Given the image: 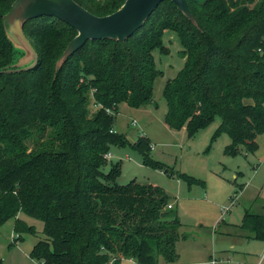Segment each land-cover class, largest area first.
<instances>
[{
	"label": "trees",
	"instance_id": "obj_1",
	"mask_svg": "<svg viewBox=\"0 0 264 264\" xmlns=\"http://www.w3.org/2000/svg\"><path fill=\"white\" fill-rule=\"evenodd\" d=\"M13 1L0 0V225L14 217V229L32 231L19 212L42 221L44 238L29 252L34 264L174 262L181 223L165 191L120 183L119 162L102 170L111 146H130L144 165L165 167L151 157L148 137L129 142L113 130L118 106L152 101L160 72L153 52L165 51L169 29L180 39L183 65L163 89L165 123L191 136L218 116L212 138L228 135L224 154L255 151L264 131V0H186L195 24L164 0L124 41L88 40L58 68L76 30L40 16L23 24L36 65L3 72L19 56L3 27ZM74 1L98 16L124 2ZM237 227L264 240V213L245 210Z\"/></svg>",
	"mask_w": 264,
	"mask_h": 264
},
{
	"label": "rangeland",
	"instance_id": "obj_2",
	"mask_svg": "<svg viewBox=\"0 0 264 264\" xmlns=\"http://www.w3.org/2000/svg\"><path fill=\"white\" fill-rule=\"evenodd\" d=\"M162 43L165 51L153 52L160 72L153 82L152 101L139 107L120 103L113 130L129 142L148 137L151 157L163 163L167 172L144 165L141 155L130 146H111L102 170L107 172L112 163L119 162L120 183L135 179L158 185L168 195L170 213L181 223L175 243L176 260L165 263L159 258L158 264H210L212 257L222 261L229 258L227 264H264V240L231 239L221 233L224 225L233 231L245 210L264 213V131L257 137L255 151L241 148L230 156L223 152L230 142L228 135L221 133L212 138L220 122L218 116L191 136L185 126L170 128L164 121L167 105L163 89L182 67L183 58L174 31L164 30ZM89 106L90 112L94 111L95 107ZM17 218L32 231L14 229V217L0 225V264H34L29 252L36 241L44 238L42 221L22 212ZM218 219L224 222L217 226ZM239 231L247 234L246 230ZM121 264L137 263L123 258Z\"/></svg>",
	"mask_w": 264,
	"mask_h": 264
},
{
	"label": "water",
	"instance_id": "obj_3",
	"mask_svg": "<svg viewBox=\"0 0 264 264\" xmlns=\"http://www.w3.org/2000/svg\"><path fill=\"white\" fill-rule=\"evenodd\" d=\"M164 0H124L115 11L106 15H95L74 0H14L3 15V27L8 40L19 52L11 68L3 72L28 70L37 63V53L23 31L25 21L40 16L55 17L76 30L55 67L88 40L109 38L124 41L141 28L149 15ZM177 9L194 24L186 0H171ZM164 213L162 212L161 215Z\"/></svg>",
	"mask_w": 264,
	"mask_h": 264
},
{
	"label": "crops",
	"instance_id": "obj_4",
	"mask_svg": "<svg viewBox=\"0 0 264 264\" xmlns=\"http://www.w3.org/2000/svg\"><path fill=\"white\" fill-rule=\"evenodd\" d=\"M220 222H224V221H221V219H218V221L216 222V224H217V226L219 225V223ZM238 225H233V231H231V230H228L227 229V225H224V227L222 228V230H221V233L223 234V235H225L226 237H228V238H231V239H235V238H245V239H248V238H246L245 236H246V234L245 233H242L241 231H239V230H241V229H239L238 227H237ZM236 229V230H235ZM236 231V232H235ZM212 258H216V257H212ZM211 258V259H212ZM210 259V260H211ZM220 259V258H219ZM209 260V261H210ZM221 260V259H220ZM228 261H229V258H227V260H225L224 262L227 264L228 263ZM221 264H224L223 263V261L221 260V262H220ZM240 264V263H239Z\"/></svg>",
	"mask_w": 264,
	"mask_h": 264
},
{
	"label": "built area",
	"instance_id": "obj_5",
	"mask_svg": "<svg viewBox=\"0 0 264 264\" xmlns=\"http://www.w3.org/2000/svg\"><path fill=\"white\" fill-rule=\"evenodd\" d=\"M104 156H105V158H108V157H109V153H107V154L104 155ZM166 207H167V208H170V207H172V206H171V204H167ZM0 260H1V259H0ZM218 262H221V260L218 259V258H212V259L209 261L210 264H217ZM223 263L226 264L224 261H223Z\"/></svg>",
	"mask_w": 264,
	"mask_h": 264
}]
</instances>
